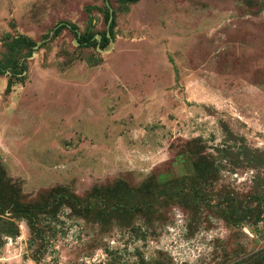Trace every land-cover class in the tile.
<instances>
[{
	"label": "rangeland",
	"instance_id": "rangeland-1",
	"mask_svg": "<svg viewBox=\"0 0 264 264\" xmlns=\"http://www.w3.org/2000/svg\"><path fill=\"white\" fill-rule=\"evenodd\" d=\"M0 68V264L264 252V0H0Z\"/></svg>",
	"mask_w": 264,
	"mask_h": 264
},
{
	"label": "trees",
	"instance_id": "trees-1",
	"mask_svg": "<svg viewBox=\"0 0 264 264\" xmlns=\"http://www.w3.org/2000/svg\"><path fill=\"white\" fill-rule=\"evenodd\" d=\"M139 0H121L122 3L125 4H134L138 2ZM112 38V35L110 37L104 33L101 36V42L99 44H95L99 46V49H104L108 46L110 39ZM92 40V37L89 39V42ZM35 46L34 42L31 40L25 38V37H18L16 39H13L11 43L8 46L9 51H15L18 49H28L31 50ZM25 47V48H24ZM10 62V60H8ZM24 71L23 68H20L19 75ZM4 73V69L0 68V74ZM12 82L9 81L6 90L10 88ZM255 200H258L257 197H255ZM18 198L13 196L11 200H7L6 205L3 201L0 200V216L7 213L9 216H11V221L0 225V231L4 234H10L13 237H16L18 235V229L15 224L16 222L25 221L27 223V226L30 230H33L34 233L38 234V223H39V208L37 207H27L25 209H18L15 208V204H17ZM7 211V212H6ZM13 220V221H12ZM259 261H264V252L260 251L256 254H253L248 257V259L245 262H241V264H254Z\"/></svg>",
	"mask_w": 264,
	"mask_h": 264
},
{
	"label": "water",
	"instance_id": "water-1",
	"mask_svg": "<svg viewBox=\"0 0 264 264\" xmlns=\"http://www.w3.org/2000/svg\"><path fill=\"white\" fill-rule=\"evenodd\" d=\"M111 16V15H110Z\"/></svg>",
	"mask_w": 264,
	"mask_h": 264
}]
</instances>
